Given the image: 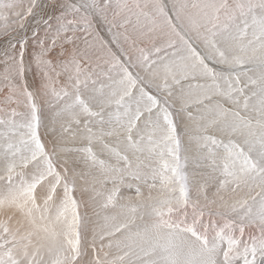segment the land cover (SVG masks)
Returning <instances> with one entry per match:
<instances>
[{
    "label": "snow or ice",
    "instance_id": "obj_1",
    "mask_svg": "<svg viewBox=\"0 0 264 264\" xmlns=\"http://www.w3.org/2000/svg\"><path fill=\"white\" fill-rule=\"evenodd\" d=\"M0 264H264V0H0Z\"/></svg>",
    "mask_w": 264,
    "mask_h": 264
}]
</instances>
